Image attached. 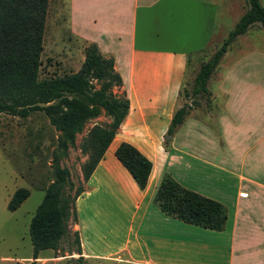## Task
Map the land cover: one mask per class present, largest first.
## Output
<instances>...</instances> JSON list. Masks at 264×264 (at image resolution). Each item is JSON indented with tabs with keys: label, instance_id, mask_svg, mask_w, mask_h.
<instances>
[{
	"label": "crops",
	"instance_id": "0c3cea01",
	"mask_svg": "<svg viewBox=\"0 0 264 264\" xmlns=\"http://www.w3.org/2000/svg\"><path fill=\"white\" fill-rule=\"evenodd\" d=\"M239 6L240 0H91L87 15L72 11L71 30L113 56L121 76L114 91L130 102L75 200L73 225L83 256L120 264H264V48L245 34L254 23L236 37L244 35L242 54L227 65L218 63L209 77H216L214 87H208L212 106L199 115L190 108L164 139L181 105L179 90L190 58L221 40L223 18ZM237 12L233 24L244 11ZM195 136L198 147L189 139ZM122 141L152 161L143 188L115 155ZM207 151L223 162L206 158L202 152ZM181 158L183 169L193 159L198 167H220L235 176L228 187L204 194L226 206L222 229L167 215L153 201L164 173L181 183L175 167ZM246 161L251 173L243 170Z\"/></svg>",
	"mask_w": 264,
	"mask_h": 264
},
{
	"label": "trees",
	"instance_id": "16d2710c",
	"mask_svg": "<svg viewBox=\"0 0 264 264\" xmlns=\"http://www.w3.org/2000/svg\"><path fill=\"white\" fill-rule=\"evenodd\" d=\"M247 9L228 31L221 44L199 64L193 77L191 94L203 98L210 94L207 82L228 45L250 25L258 22L264 29V5L261 0H246ZM48 0H0V112L27 116L33 110H43L49 121L74 143L85 123L102 111L110 116L105 124H94L80 142L82 151H89L84 165L88 179L114 137L128 112L129 98L114 91L121 76L114 67L113 56H106L95 42L85 46L84 59L78 70L41 77L39 66ZM195 103V101H193ZM192 103L184 102L174 111L167 129L172 134L188 114ZM66 144V142H64ZM116 157L128 169L140 188L145 187L152 161L129 141L115 149ZM55 177L45 192L29 222L34 264L39 252L57 248L68 234V222L77 221L75 200L85 190L73 191L67 168L55 165ZM28 196V190L18 187L8 202L14 210ZM161 211L182 221L212 229H222L227 218L226 206L219 200L186 187L170 173L163 174L153 195ZM76 242L74 259L85 264L79 231H73ZM73 257V256H72Z\"/></svg>",
	"mask_w": 264,
	"mask_h": 264
},
{
	"label": "rangeland",
	"instance_id": "374dc122",
	"mask_svg": "<svg viewBox=\"0 0 264 264\" xmlns=\"http://www.w3.org/2000/svg\"><path fill=\"white\" fill-rule=\"evenodd\" d=\"M91 0H48L43 30V48L40 55L39 75L41 77L60 75L76 71L84 59L86 39L78 37L71 30L72 11L80 16L87 15ZM246 0H240V6L223 18V34L215 45L203 49V52L190 58L188 71L179 90L180 103H192L196 115L208 106H212L213 96L200 98L191 94L192 82L200 61L208 58L221 44L228 31L233 27L235 12L245 11ZM84 31L87 32L86 26ZM252 37V43L264 48V29L254 23L245 33ZM244 35L236 38L228 46L219 64L227 65L234 56L242 54L246 49L243 43ZM247 45V44H246ZM243 49V50H242ZM262 58V57H261ZM261 58H258L262 61ZM216 77L208 80V87H214ZM219 97V96H217ZM195 101V103H193ZM110 116L101 112L89 119L81 132L75 136L74 143L65 141L61 130L56 128L43 110H33L27 116L12 115L0 112V264H29L32 254V242L29 234V222L37 205L41 201L47 184L55 177V165L67 168L72 181L73 191L77 186H84V165L89 158V151H82L80 142L94 124H105ZM182 132V131H181ZM168 139V136L164 138ZM198 147V137L189 138ZM182 133L178 138V146L182 144ZM66 142V144L64 143ZM202 143L205 148L209 145ZM206 158L216 162L218 153L202 152ZM225 156V154H222ZM226 158V157H225ZM192 159L191 166L183 169V160L175 163L179 169L180 180L186 187L199 190L202 194L221 190L223 186L231 185L235 176L227 174L222 169L210 165L198 167ZM225 161V159H224ZM244 166L245 173L252 169ZM186 167V166H185ZM201 171H198V168ZM232 177V178H231ZM18 187L28 190V196L14 210L8 208V202ZM197 189V190H196ZM200 192V193H201ZM73 221L68 222L69 232L61 237L57 248H46L39 252L34 264H82L74 259L79 254L75 252L76 242L73 240ZM73 256V257H72ZM85 264H120L116 259L102 260L85 257Z\"/></svg>",
	"mask_w": 264,
	"mask_h": 264
},
{
	"label": "water",
	"instance_id": "95a60500",
	"mask_svg": "<svg viewBox=\"0 0 264 264\" xmlns=\"http://www.w3.org/2000/svg\"><path fill=\"white\" fill-rule=\"evenodd\" d=\"M167 136H170L169 134Z\"/></svg>",
	"mask_w": 264,
	"mask_h": 264
}]
</instances>
